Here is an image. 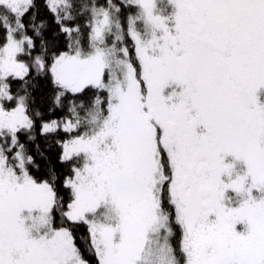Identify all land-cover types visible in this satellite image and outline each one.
<instances>
[{"label":"snow or ice","instance_id":"snow-or-ice-1","mask_svg":"<svg viewBox=\"0 0 264 264\" xmlns=\"http://www.w3.org/2000/svg\"><path fill=\"white\" fill-rule=\"evenodd\" d=\"M0 264H264V0H0Z\"/></svg>","mask_w":264,"mask_h":264}]
</instances>
